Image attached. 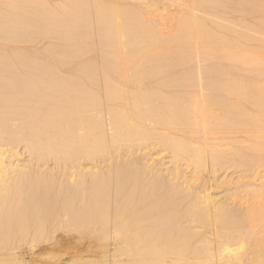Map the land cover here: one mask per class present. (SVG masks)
<instances>
[{
  "label": "bare ground",
  "instance_id": "6f19581e",
  "mask_svg": "<svg viewBox=\"0 0 264 264\" xmlns=\"http://www.w3.org/2000/svg\"><path fill=\"white\" fill-rule=\"evenodd\" d=\"M27 254L264 264V0H0V264Z\"/></svg>",
  "mask_w": 264,
  "mask_h": 264
},
{
  "label": "rangeland",
  "instance_id": "374dc122",
  "mask_svg": "<svg viewBox=\"0 0 264 264\" xmlns=\"http://www.w3.org/2000/svg\"><path fill=\"white\" fill-rule=\"evenodd\" d=\"M26 259H27V261H28V264H44V263H42V262H39V261H34V260H31V258H30V255L29 254H27L26 255ZM34 261V262H33ZM37 262V263H36Z\"/></svg>",
  "mask_w": 264,
  "mask_h": 264
}]
</instances>
